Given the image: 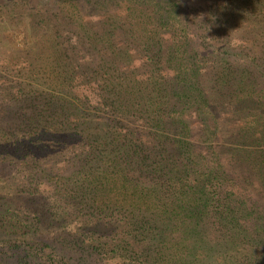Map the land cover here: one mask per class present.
Segmentation results:
<instances>
[{
  "label": "trees",
  "instance_id": "obj_1",
  "mask_svg": "<svg viewBox=\"0 0 264 264\" xmlns=\"http://www.w3.org/2000/svg\"><path fill=\"white\" fill-rule=\"evenodd\" d=\"M36 1L0 264H264V0Z\"/></svg>",
  "mask_w": 264,
  "mask_h": 264
},
{
  "label": "rangeland",
  "instance_id": "obj_2",
  "mask_svg": "<svg viewBox=\"0 0 264 264\" xmlns=\"http://www.w3.org/2000/svg\"><path fill=\"white\" fill-rule=\"evenodd\" d=\"M33 1L15 0L14 3L9 4L7 0H0V61L3 60L0 63L9 67H4L7 70L3 71L2 74L12 75L11 67L18 61V55L15 53L19 55L25 53L31 44V39L40 34L35 28L37 19L35 14L37 13L36 9H40L44 2L37 4L36 0ZM25 3L29 5L26 6ZM52 7H55L54 4ZM42 17L45 20L46 13H42ZM40 47L43 46L40 45ZM2 67L3 65L0 66V68ZM9 78L11 79V77Z\"/></svg>",
  "mask_w": 264,
  "mask_h": 264
}]
</instances>
